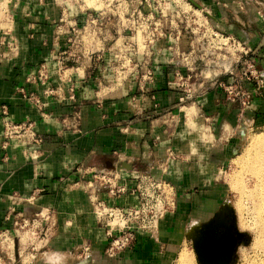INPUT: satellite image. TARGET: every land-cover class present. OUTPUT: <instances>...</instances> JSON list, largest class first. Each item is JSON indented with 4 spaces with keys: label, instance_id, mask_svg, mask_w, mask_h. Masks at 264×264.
<instances>
[{
    "label": "crops",
    "instance_id": "0c3cea01",
    "mask_svg": "<svg viewBox=\"0 0 264 264\" xmlns=\"http://www.w3.org/2000/svg\"><path fill=\"white\" fill-rule=\"evenodd\" d=\"M82 10L59 0L0 1V264L6 255L10 260L9 235L19 217H42L43 210L53 225L47 259L61 263L39 254L31 264H171L191 242L190 226L209 222L227 200L221 172L235 155L244 121L264 127V87L241 110L216 81L191 84L190 63L179 56L189 55L192 42L182 33L177 47L164 44L162 58L134 63L125 81L102 89L111 81L112 60L106 52L85 55L90 44L81 39L94 33L96 19ZM215 13L228 18L224 11ZM251 18L252 59L264 69V17ZM148 69L153 75L146 79ZM9 122L32 123L42 141L14 137L4 145ZM122 161L134 167L120 174L126 191L100 189L101 200L124 209L138 205L139 175L149 174L170 184L173 204L155 233L137 230L133 244L111 259L88 184L96 171Z\"/></svg>",
    "mask_w": 264,
    "mask_h": 264
},
{
    "label": "rangeland",
    "instance_id": "374dc122",
    "mask_svg": "<svg viewBox=\"0 0 264 264\" xmlns=\"http://www.w3.org/2000/svg\"><path fill=\"white\" fill-rule=\"evenodd\" d=\"M59 1L68 9L71 5H76L84 9L82 10L84 12L95 14L96 21L91 22L90 25L94 33L81 40H84L87 45L90 44V47L85 50V55L89 51L95 52V55L98 52L101 54L106 52V58L112 60V67L107 71L108 79L111 81L108 84L103 82L102 89L109 87V84L114 86L125 81L130 72H135L134 63L138 61L151 63L162 58L164 44L171 43L172 47L178 45L182 33H186L190 38L189 42H192L191 50L187 52L189 55L179 56L190 63L189 82L193 84L208 80L204 86L207 87L208 83L210 85L217 79H225L228 72L226 69L229 67L234 68L235 72L238 70L237 62L242 51V46L238 42L245 41V34L248 32L251 43V29H253L251 17L255 14L264 17V0H194L200 7L190 0ZM217 10L226 12L228 18L222 20L218 18L215 13ZM228 26L234 28L228 29ZM239 31L243 33V36L238 35ZM78 48L82 46L79 45ZM252 51H255L253 47ZM83 52L80 50V54ZM175 55L177 56V52ZM260 132H264V127L253 125L247 130L245 136L238 135L240 142L236 148L237 154L221 172V181L228 189L226 204L217 217L215 215L219 211L212 216V219L215 217L214 220L205 225L197 224L199 229H202V226L209 229L215 220L220 216L221 220L223 216V220L219 222L220 225L214 227L211 232L214 237L231 229L232 224L231 230L238 238V243L236 240L230 264H249L251 260L264 259V246L257 243L260 230L257 221L258 213L250 196V191L257 180L246 171L247 161L253 158L256 152L246 148L250 138ZM132 169L134 171V167ZM51 220L42 218L38 214L19 217L15 229L9 235L14 240V248L7 250L10 260L5 253L7 257L1 255L4 263L31 264L39 254L48 260L47 255L49 256L51 252L45 253V251L48 250V238L53 228ZM19 233H26L27 238L22 240ZM188 236L191 242L187 240L183 244L187 246L180 253L187 252L189 257L187 264H201L195 239L189 234V230ZM180 253L171 264L177 263ZM48 261L61 263V258H51Z\"/></svg>",
    "mask_w": 264,
    "mask_h": 264
},
{
    "label": "built area",
    "instance_id": "2783aa9c",
    "mask_svg": "<svg viewBox=\"0 0 264 264\" xmlns=\"http://www.w3.org/2000/svg\"><path fill=\"white\" fill-rule=\"evenodd\" d=\"M263 42L264 38L262 39ZM238 44L242 46V51L237 62L239 69L235 72L234 68L229 67L226 69L228 71L226 75L227 77H232V80L228 81L220 78L216 82L223 89L227 100L239 104L241 110H247L251 107L254 97L262 95L264 69L258 67L252 59L255 51H252L248 32L245 34V41H239ZM42 70L43 73L41 76L47 79L48 72L46 69ZM152 75L153 73L150 69L144 74L146 79ZM178 77L184 81L180 73H178ZM249 85L252 87L249 88ZM53 92L54 90L52 89L47 91L50 94ZM28 97L32 98L36 104L41 103L40 99L34 93H29ZM253 125L248 120L246 122L244 121L238 134L245 136L247 130ZM26 133L27 135H25ZM14 137H25V140L29 142L42 141V138L36 135L32 123L14 124L9 122L4 134V145ZM122 162L127 163V167L132 166L129 162ZM119 163H109L104 169L96 171L94 179L88 184L91 190L90 197L94 206V213L98 221L106 227L109 238V243L105 250L106 255L114 259L118 258L133 244L137 230H143L152 234L155 233L160 220L164 217L170 205L173 204V189L170 184L161 178H155L149 174L139 175L137 191L140 202L138 205L124 209L109 206L106 201L101 200L97 195L100 189H107L112 195L126 191L125 186L119 183L120 174L123 171L133 172V169L128 170L123 168L118 170ZM88 250L89 247H86L85 252Z\"/></svg>",
    "mask_w": 264,
    "mask_h": 264
},
{
    "label": "bare ground",
    "instance_id": "6f19581e",
    "mask_svg": "<svg viewBox=\"0 0 264 264\" xmlns=\"http://www.w3.org/2000/svg\"><path fill=\"white\" fill-rule=\"evenodd\" d=\"M246 149L256 151L254 152L253 158L247 161L246 171L252 175L251 177L257 180L254 188L250 191V196L253 198L252 202L255 203V210L258 213V226H260L257 243L259 242L264 246V132L253 135ZM40 214L42 217L48 218L46 210H43ZM220 217L211 224L212 227H209V229L205 227L207 229L203 230L205 229L203 226L202 229H199L197 224L191 225L189 228V234L195 239L198 258L201 260V264H228L231 262L237 240L232 230L229 229L226 232H222L220 236L217 235L216 237L211 234L213 228L220 225L219 222L223 220V216L221 220ZM49 256L51 257V254ZM188 260L187 252H182L175 264H187ZM249 264H264V259L251 260Z\"/></svg>",
    "mask_w": 264,
    "mask_h": 264
},
{
    "label": "water",
    "instance_id": "95a60500",
    "mask_svg": "<svg viewBox=\"0 0 264 264\" xmlns=\"http://www.w3.org/2000/svg\"><path fill=\"white\" fill-rule=\"evenodd\" d=\"M190 1H191L194 5L199 6L194 0H190ZM199 7H200V6H199ZM235 153H237V150H235ZM126 164H127V163H124V162L119 163L117 169H118V170H121V169L124 168V169H128V170H130V169L133 168L132 166H131V167H130V166L127 167ZM225 203H226V202H224V205H225ZM224 205L221 206L219 212H220L221 209L224 207ZM219 212H218V213H219ZM218 213H217V214H218ZM217 214L215 215V217L217 216ZM215 217H214V218H215ZM214 218H213V219H214ZM213 219H211L209 222H211ZM209 222H207V223H203V224L205 225V224H208ZM232 227H233V226H232V224H231V229H232ZM232 231H233V230H232ZM236 238H237V237H236ZM237 243H238V238H237ZM200 261H201V260H200ZM231 262H232V259H231ZM231 262H229L228 264H230ZM78 264H81V262L78 263Z\"/></svg>",
    "mask_w": 264,
    "mask_h": 264
}]
</instances>
